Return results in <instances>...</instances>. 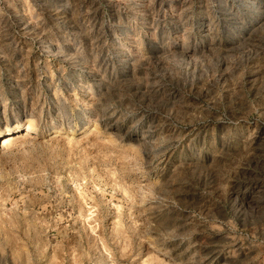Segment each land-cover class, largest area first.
Here are the masks:
<instances>
[{"label": "rangeland", "instance_id": "374dc122", "mask_svg": "<svg viewBox=\"0 0 264 264\" xmlns=\"http://www.w3.org/2000/svg\"><path fill=\"white\" fill-rule=\"evenodd\" d=\"M12 133L0 264H264V0H0Z\"/></svg>", "mask_w": 264, "mask_h": 264}, {"label": "bare ground", "instance_id": "6f19581e", "mask_svg": "<svg viewBox=\"0 0 264 264\" xmlns=\"http://www.w3.org/2000/svg\"><path fill=\"white\" fill-rule=\"evenodd\" d=\"M32 129L27 128L24 132V135H28L29 132H31ZM16 135V134H15ZM14 139L13 133L11 134H5L0 138V146L9 144Z\"/></svg>", "mask_w": 264, "mask_h": 264}]
</instances>
